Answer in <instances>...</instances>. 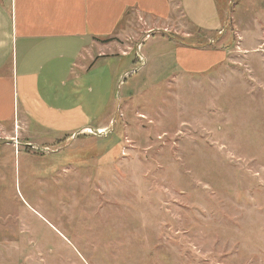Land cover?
Here are the masks:
<instances>
[{
    "label": "rangeland",
    "instance_id": "obj_1",
    "mask_svg": "<svg viewBox=\"0 0 264 264\" xmlns=\"http://www.w3.org/2000/svg\"><path fill=\"white\" fill-rule=\"evenodd\" d=\"M234 1L215 69L179 71L192 29H152L169 37L98 61L124 70L107 127L65 141L88 95L61 145L0 129V264H264V0ZM201 11V30L223 26Z\"/></svg>",
    "mask_w": 264,
    "mask_h": 264
},
{
    "label": "crops",
    "instance_id": "obj_2",
    "mask_svg": "<svg viewBox=\"0 0 264 264\" xmlns=\"http://www.w3.org/2000/svg\"><path fill=\"white\" fill-rule=\"evenodd\" d=\"M175 2L0 0V129L17 142L36 144L31 137H40L61 145V138L55 137L62 120L75 121L73 116L87 103L88 95L92 108L83 113L80 125L72 127L65 141L80 131L107 127L113 114L109 110L110 87L124 70L119 74L118 65L98 61L129 55L133 42L140 44L147 32L157 35L152 29H192L178 39L196 38L200 47L179 49V71L199 74L215 69L228 49L209 41L224 32V15L231 0H178L177 7ZM204 5L216 7L222 27L200 29L197 24ZM104 85L107 89L102 93L98 87ZM85 86L88 90L82 92ZM95 89L98 93L91 97ZM94 103L101 106L97 112Z\"/></svg>",
    "mask_w": 264,
    "mask_h": 264
},
{
    "label": "built area",
    "instance_id": "obj_3",
    "mask_svg": "<svg viewBox=\"0 0 264 264\" xmlns=\"http://www.w3.org/2000/svg\"><path fill=\"white\" fill-rule=\"evenodd\" d=\"M234 2H235L234 0H231L230 4L232 5ZM219 34H222V31H220ZM209 43H211V44L215 43V39H211V40L209 41ZM141 59H142V58H141ZM92 130H93V129H92ZM80 132H82V131H80ZM80 132H79V133H80ZM101 133H106V131H105V132H101V130H99V134H101Z\"/></svg>",
    "mask_w": 264,
    "mask_h": 264
},
{
    "label": "trees",
    "instance_id": "obj_4",
    "mask_svg": "<svg viewBox=\"0 0 264 264\" xmlns=\"http://www.w3.org/2000/svg\"><path fill=\"white\" fill-rule=\"evenodd\" d=\"M231 39L233 40V38H232V37H231ZM220 44H221L223 47H225V48H226V46H229V45H230V44H229V45H227V43H226V46H225L223 43H219V45H220Z\"/></svg>",
    "mask_w": 264,
    "mask_h": 264
}]
</instances>
